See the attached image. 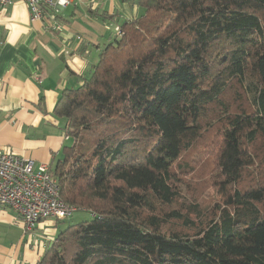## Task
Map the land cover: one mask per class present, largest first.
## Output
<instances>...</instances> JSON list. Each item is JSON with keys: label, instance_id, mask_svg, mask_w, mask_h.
<instances>
[{"label": "trees", "instance_id": "16d2710c", "mask_svg": "<svg viewBox=\"0 0 264 264\" xmlns=\"http://www.w3.org/2000/svg\"><path fill=\"white\" fill-rule=\"evenodd\" d=\"M135 3L54 108L70 141L51 172L90 218L37 264H264V0ZM216 126L220 204L193 221L177 168Z\"/></svg>", "mask_w": 264, "mask_h": 264}, {"label": "crops", "instance_id": "0c3cea01", "mask_svg": "<svg viewBox=\"0 0 264 264\" xmlns=\"http://www.w3.org/2000/svg\"><path fill=\"white\" fill-rule=\"evenodd\" d=\"M138 12L135 0H72L52 15L61 26L53 30L30 19L24 0L0 6V149L49 166L60 159L70 141L54 113L61 92L81 83L113 27ZM60 223L41 219L24 232L17 212L0 205V264H37Z\"/></svg>", "mask_w": 264, "mask_h": 264}, {"label": "built area", "instance_id": "2783aa9c", "mask_svg": "<svg viewBox=\"0 0 264 264\" xmlns=\"http://www.w3.org/2000/svg\"><path fill=\"white\" fill-rule=\"evenodd\" d=\"M30 19L46 20L51 29L61 28L53 18L55 13L72 0H24ZM12 0H0V6ZM114 34L122 33L119 25ZM81 36L76 37L80 42ZM59 185L46 163H36L31 158L17 155L11 150L0 149V205L14 209L20 217L24 232H30L41 219L64 221L70 218L76 206L62 200Z\"/></svg>", "mask_w": 264, "mask_h": 264}, {"label": "rangeland", "instance_id": "374dc122", "mask_svg": "<svg viewBox=\"0 0 264 264\" xmlns=\"http://www.w3.org/2000/svg\"><path fill=\"white\" fill-rule=\"evenodd\" d=\"M219 133L217 126L205 133L201 140L182 156L179 162L180 168H177L176 175L181 180L178 186L181 196L180 207L182 212L188 211V216L193 221L199 218L195 214L220 204V196L216 192L215 184L218 178L216 154L220 141ZM253 153L256 164L249 169L250 175H255L259 168L264 171V151L255 149ZM249 177L247 176L244 182L248 181ZM190 209L196 212L189 214ZM89 218L90 213L87 210L78 209L73 212L67 223H76ZM59 225L63 226L65 223Z\"/></svg>", "mask_w": 264, "mask_h": 264}]
</instances>
